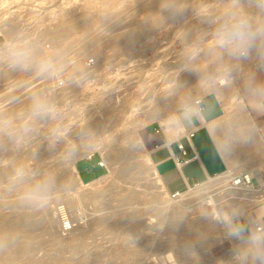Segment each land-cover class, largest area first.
<instances>
[{
    "label": "rangeland",
    "instance_id": "374dc122",
    "mask_svg": "<svg viewBox=\"0 0 264 264\" xmlns=\"http://www.w3.org/2000/svg\"><path fill=\"white\" fill-rule=\"evenodd\" d=\"M97 1H71L58 21L42 34L25 39L15 34L12 43L16 49L13 52L27 53L26 68L20 66L13 68L10 63L13 52L8 55L9 57L0 56V120L11 119L17 127L14 136L0 132V205L7 202L0 206V215L14 211L10 205L29 196L27 193L22 194L24 191L37 188V184L42 181L40 178H47V181L49 177L45 178L46 174L59 173L61 171L59 164L77 152L82 154L75 160L76 170L78 162L95 155L107 169L106 174L94 180L95 182L83 183L85 187L81 185L74 189L76 193L93 189L103 191L95 197L79 198L75 192L64 194L61 191L63 187H57L58 185L54 183L49 184L50 190L48 185L44 187L47 188V192L40 195L44 197L34 196L35 207L29 211L35 212L39 217L43 215L45 208L52 211L51 215L57 221L53 230L55 236L64 234L61 232L62 224L58 223L55 210L57 204L61 202L68 208L70 216L93 211L107 217L113 215L108 223L111 221L113 223L123 211L139 210L142 214L151 212L158 206V203L123 206L122 199L127 191L136 189L142 192L145 181L128 178L113 185L119 165L114 166L112 171L100 148L107 146L110 141L114 142V147L126 146V142H130V138L126 139V136L132 134L135 140L133 146L140 147V152L136 159H129L125 163L140 165L150 171L154 166L148 158V148L145 144L148 132L154 125L169 127V124L164 123L162 118H155L145 125L141 124L138 120L144 119L141 118L143 112L152 109L159 98L170 93L174 87L180 86L182 79H185L190 71L194 76H199L187 90V97L190 100L215 92L211 87L213 81L224 76L221 62L215 58L211 41L222 12L230 0H174L170 4H167L166 0ZM147 1L159 3V13L161 12L159 19L155 20L150 16ZM238 3L254 19L264 20V5L256 0H238ZM86 6H89L87 10ZM83 10L84 18L89 21V25L82 30L66 31L60 36L54 32L62 23L63 15L70 16L72 11L81 13ZM137 26H142L143 31L136 39L122 42L115 40L113 34L130 32ZM12 30L16 32V26ZM4 43L5 40L0 39V46ZM193 45L199 46L201 51L195 59L189 60L186 50ZM47 46L51 48L47 49ZM90 59L95 60V65H87ZM77 62H81V66L73 70L72 66ZM224 62L230 67L228 76H232L233 87L238 86L252 71L260 68V62L255 55L247 61L237 63L225 54ZM42 63L50 64L51 71L41 72ZM73 78L76 84L74 90L56 93L59 80L63 79L67 86ZM205 79L210 84L207 91L200 84ZM31 89L33 93L40 94L43 102L51 109L50 112L43 114L44 117L41 115L32 118L31 108L23 105L27 99L23 96ZM178 111L181 112L182 107ZM93 122L97 123V126L95 130L88 131L87 135L97 141V146L92 149L74 148L72 143L84 134L87 126ZM24 123L31 127L28 133L20 129ZM18 169L24 172L22 178L16 177ZM226 176L225 174L212 178L184 192H192L195 199L189 205L192 208L182 215L189 220L207 221L194 230L202 233L200 238H188L190 232H186V235L181 233L162 235L159 233V218L155 214H143L142 218L140 217L141 227L138 232L133 231L130 225L121 226L115 231L104 225L89 230L86 221L83 224V229L89 230L83 241L86 246L78 253L61 251L58 246L51 243L50 234L38 231L40 237L32 240V251L24 264H240L236 255L247 247L248 237L253 233H264V201L240 210L238 208L241 203L240 195L231 193L221 199L223 203L217 210L206 200L201 199L208 192L224 190ZM156 180V176L151 175L146 181ZM251 188L260 191L264 185H258L253 180ZM157 190L161 193L160 205L167 201L175 206L182 203L181 197L175 198L163 188ZM19 193L22 194L21 197ZM10 194L16 196L12 199ZM69 198L75 199L76 202L70 201ZM14 199L15 201H12ZM23 209V206H19L16 211L21 213ZM220 213L230 215L231 218L222 220ZM166 214H171V211L167 213L161 211L162 217ZM228 220L243 227L244 239L237 240L227 235ZM140 237L147 240L146 247L151 251L153 249L163 251L166 238L172 249L161 254H152L151 251L145 254L125 253L129 248L135 249ZM189 250L191 254H183ZM0 264L21 263L7 259L0 251Z\"/></svg>",
    "mask_w": 264,
    "mask_h": 264
},
{
    "label": "bare ground",
    "instance_id": "6f19581e",
    "mask_svg": "<svg viewBox=\"0 0 264 264\" xmlns=\"http://www.w3.org/2000/svg\"><path fill=\"white\" fill-rule=\"evenodd\" d=\"M98 1H100V0H98ZM166 1H167V4L174 2V0H166ZM81 3H82V1H81ZM146 3L148 4V9L150 10V16L155 20L159 19V14L161 13V12L159 13V11H160L159 3L155 2V1H147ZM91 6L92 5H90V7ZM88 8H89V6H86L85 9L87 10ZM166 11H168V10H166ZM84 12H85V10H83L81 13H74V11H72L71 12L72 15H70V16L63 15L62 23L54 29V32L58 36H60L69 30H82L87 25H89L88 24L89 21H87L84 18V16H85ZM93 30H95V29H93ZM141 31H143V27L137 26V27H134L132 30H130V32H121V33L113 34V35L115 36L116 41L122 42V41H126L127 39H131V40L136 39L139 36ZM111 35H112V33H111ZM28 40H31V39H28ZM253 55H255V53ZM79 61H80V59H79ZM10 63L12 64V61ZM72 63H74V62H72ZM72 63H71V66H72ZM79 66H81V62H77L75 65H73L72 69L75 70ZM13 68H15V67H13ZM10 69L11 68H9V70ZM198 77L199 76H197V75L194 76V73L192 71L187 73L185 79H182L183 82L182 81H181L182 83L180 82L181 83L180 86L174 87L175 89L170 91V93L159 98L158 101L156 102V105L153 106L152 109L146 110L143 112L141 118H144V119L138 120L139 123L145 125V124L152 122L155 118H162L164 123H168L169 117H171L174 114H177L178 109L180 107H182V105L184 103H188V101L190 100L187 97V93H188L187 90L189 89L190 85L195 83V80ZM74 80H75V78H73L72 82L69 85H67V87L58 88L56 93L58 94L59 92L61 93L65 90H74L75 86H76V84L74 83ZM211 87L215 89L216 93H218L220 96L227 99L229 96H231V94L233 92V88H234L233 83H232V76H228L227 78H225V76H223V77H219V78L215 79L213 81ZM30 92L28 94H26V93L24 94L23 98H25V96H26L27 99L26 100L24 99L25 102L23 103V105H25V107L28 106L29 108H32V105H33L35 100H37V99H39L41 101H43V100L41 99L40 94L33 93L32 89L30 90ZM20 98H22V96ZM9 109H10V107H9ZM11 110H13V109H11ZM11 114H12V112H11ZM42 116L44 117V115H42ZM133 123H135V122H133ZM96 126H97V123H94V122L91 125L87 126V128L85 129V133L81 134L78 137V139L72 143V146L74 148H87V149H92L93 147L97 146L96 145L97 141L90 139L89 136L87 135V132L91 131V130H95L94 128ZM96 131H97V128H96ZM84 135H87V137H85ZM127 136H126V139L130 138V142L127 141L126 146L121 145L120 147H114L113 146L114 142L110 141L107 146H102L100 148L106 163L108 165H110V169L112 171H114L113 170L114 166L119 165V171H118L117 177L115 178V181H113L112 184L114 185L115 183H118V182L123 181L125 179L127 180L128 178H132L136 181H145L144 190L142 192H139L136 189H132L130 191H127V194H125L124 198L122 199L123 206L126 205L129 207H132V206L134 207L135 205L138 206V205H145V204H152V203H158V206L153 208L151 212H145L142 214H141V211H139V210H134L131 212L123 211L120 213V216L117 217L116 220H114L113 223L111 221V223L109 222L110 223L109 224L108 220L113 215L107 217L104 215H99V214H97L96 211H93V212L84 213V215L79 214V215H75V216H70L68 208L66 207V205H63L61 202V203H58L56 208H55V210L57 212V216H58V223L62 224V222L65 221L66 219H70L73 222V228L70 231L64 232L62 227H61V229H62L61 232L64 233L63 235H65V236H63L62 234L55 236V232L53 230H55V224L57 223V221H55L53 219V216L51 215L52 211H49L47 208H45L43 215L41 217H39L38 215L35 214V212L33 213L29 210H31L35 207L36 202L33 203V201L35 200L34 196L39 195L38 197H44V196H40V195L47 192L46 191L47 188H44V187L47 185L49 186V184L54 183V184L58 185L57 187H63V189L61 191L64 194H69V193L75 192L74 189L83 184V181L79 177V174H78L76 167H75L76 158L82 154L81 152H79V153L77 152L78 154L76 153L74 156L69 157L68 159L65 158L66 160L59 164V166H61V171L59 173L57 172L55 174H46L45 178L49 177V179L46 181L47 178L46 179L40 178V180H42V181L37 184V188L34 189V187H33V189L31 188V190H29V191L27 190L26 192L23 190L24 193H22V194L27 193V195H29L28 197H24L23 199H21L17 202L15 201V199L12 200V201H15V203L12 204L13 206L12 205H10V206L15 209L14 211L9 212L8 214H1L0 215V251L3 253V255L6 256V258L11 260V261L24 264L26 262V260H28L30 252L32 251V243H31L32 240L40 237V235L37 234L38 231H45L48 234H50L49 236H51V243L54 246H58L61 251H70L73 253H78L82 247L86 246V244L83 243V241L85 239V234L88 233L89 230H94L97 227L104 225L107 228H109L111 231H115V230L119 229L121 226L130 225V227L133 231L138 232V230L141 227L139 220H140V217L143 216V214H150V215L155 214L159 218V224H158L160 226L159 233H161L162 235L168 236L170 234H180V233L182 235H184L186 232H190V234L187 235L188 238H190V239H192L194 237L200 238L202 233L200 231L197 232L194 230L198 227V225L206 223L207 221H204L201 219L200 220H189L187 217L182 215L184 212H186L187 210L190 209L191 206H189V205L194 202L195 196L193 195V193L192 192L180 193L179 196H177V197H181L183 200H182V203L178 204V206L173 205L170 201H167V202L160 205L159 200L161 198V193H159V190H157V188H163V190L166 193H167V190L165 189V186L163 185L160 177L158 176L156 169L154 167H152L151 170L149 171V170L144 169L140 165H128L125 163V161H127L129 159L137 157L139 152H140V147H134L133 146L135 140H134V138H132V134H129L128 137ZM71 153H68V154H71ZM40 155H38V156H40ZM69 156H71V155H69ZM21 157H23V156H21ZM18 158H20V157H18ZM148 158H149V156H148ZM19 163H21V162H19ZM41 163H42V160H41ZM151 175L156 176V178H157L156 182L146 181L147 178L150 177ZM226 175L227 176H226V179L224 181L226 188L224 190L221 189V191L218 190L215 192L214 191L213 192L207 191L208 193L206 195L202 196L201 199L206 200L209 205H212L214 208H217V210H218L219 206L223 203V202H221V199L224 196L231 194V193H234L236 195H240L239 198L241 199V203L238 207V208H240V210H243V207L250 206V205L257 204V203L264 201V188L262 190L260 189V191H257L251 187H245L241 183L242 181H241L240 177L242 175H237L234 173H227ZM252 177H253V174L248 175V179H251ZM134 180H132V181H134ZM157 184L160 186L158 187ZM262 184L264 185V183H262ZM82 186H84V185H82ZM50 187L51 186H49V188H48L49 190H50ZM86 187H87V185H86ZM136 188H138V187H136ZM101 192H103V191L93 189L91 191H84V192H79V193L75 192V193L79 198L87 199L88 197H93V196L95 197L97 194H99ZM16 194L18 195V193H16ZM22 194L20 195V193H19L20 197L22 196ZM14 196H16V195L14 194ZM14 196L11 195V198ZM165 196H166V194H165ZM144 197H145V199H144ZM69 200L74 201L75 199L69 198ZM69 200H67V201H69ZM61 201H62V199H61ZM77 201H79V200H77ZM74 202H76V201H74ZM6 203L7 202L1 204L0 206L4 205ZM238 204H239V202H238ZM159 205H160V207H159ZM19 206L24 207V209L21 213L16 211V208ZM163 210L166 211V213L171 211V214H166L165 216L162 217L161 211H163ZM0 211H1V209H0ZM37 213H38V211H37ZM231 213H233V212H231ZM85 218H86V220H85ZM226 218L230 219L231 216L227 215L225 213H222L221 219L224 220ZM86 221L88 222L89 230L83 229V224ZM138 241L139 242L136 245L134 250L129 248L125 251V253L145 254V253H149L151 251V250H149V248L146 247L147 240H145L144 238H141ZM141 241H143V242H141ZM168 241L169 240L166 238V244H165L166 246H165V249L163 251H160V249L159 250L153 249L151 251V253L152 254H155V253L161 254L165 250L172 249V245H169ZM183 254L187 255V254H191V253L189 250L187 252H183Z\"/></svg>",
    "mask_w": 264,
    "mask_h": 264
},
{
    "label": "crops",
    "instance_id": "0c3cea01",
    "mask_svg": "<svg viewBox=\"0 0 264 264\" xmlns=\"http://www.w3.org/2000/svg\"><path fill=\"white\" fill-rule=\"evenodd\" d=\"M250 74L255 75L256 83L264 82V67ZM248 77L227 99L216 92L205 94L204 109L198 116L181 120L178 126L150 128L145 140L149 160L168 193H183L227 173L253 174L258 185L264 183V108L255 106L256 98L246 87ZM157 129L160 133L155 132ZM180 145L191 160L183 166L177 164V159H183ZM83 161L86 173L90 166L93 176L97 172L101 173L98 178L106 174L107 169L99 165L100 158Z\"/></svg>",
    "mask_w": 264,
    "mask_h": 264
},
{
    "label": "clouds",
    "instance_id": "9594fccd",
    "mask_svg": "<svg viewBox=\"0 0 264 264\" xmlns=\"http://www.w3.org/2000/svg\"><path fill=\"white\" fill-rule=\"evenodd\" d=\"M211 46L215 52L216 60L221 62L223 75L228 77L230 72L229 65L224 62L225 54L231 60L237 63L255 58L260 62L259 66L264 67V20L254 19L239 5L238 0H230V3L224 8L220 22L216 27ZM201 49L197 45L190 46L186 52L189 60L195 59ZM12 66H20L26 68L27 53L16 51L12 53ZM41 72H50L51 65L42 63L40 65ZM201 87L206 91L210 87L207 79L200 82ZM246 87L249 93L256 98L254 103L258 108H264V82L256 83L255 75L249 74L246 81ZM197 101L195 104L184 103L180 114H174L169 117L168 124L178 126L181 120H190L193 116L199 115ZM51 109L41 100L34 101L31 108V117L35 118L50 112ZM24 133L31 131L28 123L20 126ZM0 132L9 136H14L17 132V127L11 119L0 120ZM24 172L18 169L16 172L17 178H22ZM227 219V218H226ZM228 223L227 235L231 238L242 240L243 227L239 224ZM237 260L240 264H264V233H253L247 239V247L241 249L237 255Z\"/></svg>",
    "mask_w": 264,
    "mask_h": 264
},
{
    "label": "built area",
    "instance_id": "2783aa9c",
    "mask_svg": "<svg viewBox=\"0 0 264 264\" xmlns=\"http://www.w3.org/2000/svg\"><path fill=\"white\" fill-rule=\"evenodd\" d=\"M71 1L77 0H0V39L5 40V43L0 46V56L9 57L8 55L15 51L16 47L12 43L15 34L22 38L34 37L38 34H42L44 30L54 25ZM256 1L264 5V0ZM15 26L17 30L16 32H12V28H15ZM50 48L51 46H47V49ZM87 65H95V60L90 59ZM58 87H67L63 79L58 81ZM197 101H199L197 105L199 110L203 111V96L195 99L194 104ZM155 132L160 133V130L157 129ZM179 148L183 159H177V164L179 166L189 164L191 160L187 158V152L184 146L180 145ZM99 165L103 167L102 162H100ZM248 175L250 174L240 177L241 183L245 187H251L253 184V177L248 179ZM179 194L180 193H175L172 194V196L177 197ZM72 228L73 222L70 219H66L62 222V229L64 232L70 231ZM259 229H261V227Z\"/></svg>",
    "mask_w": 264,
    "mask_h": 264
},
{
    "label": "trees",
    "instance_id": "16d2710c",
    "mask_svg": "<svg viewBox=\"0 0 264 264\" xmlns=\"http://www.w3.org/2000/svg\"><path fill=\"white\" fill-rule=\"evenodd\" d=\"M95 158H99V157L97 155H95L93 157V159H95ZM77 169L79 170L80 176H81L82 180L84 181V183H89L90 181L101 176V173H98V172H97L96 176H93V174H91V171H90V166L89 167L87 166L88 173H86L87 171H85L84 161L78 162Z\"/></svg>",
    "mask_w": 264,
    "mask_h": 264
}]
</instances>
